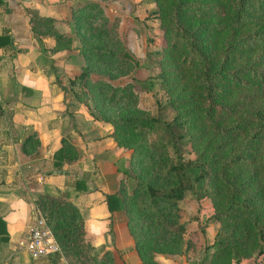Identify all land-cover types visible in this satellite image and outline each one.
Masks as SVG:
<instances>
[{
  "label": "trees",
  "instance_id": "obj_1",
  "mask_svg": "<svg viewBox=\"0 0 264 264\" xmlns=\"http://www.w3.org/2000/svg\"><path fill=\"white\" fill-rule=\"evenodd\" d=\"M2 2L0 0V4ZM168 2L169 10L164 21L166 43L176 67L183 72L180 81L175 82L178 73L170 78L174 87L179 88L183 81L188 85L185 101L169 102L175 109L171 119L135 114L109 120L96 113L91 102L97 106L93 100H96L94 93L98 84L88 79L86 71L71 80L70 88L74 98L84 102L94 119L114 126L119 143L118 136L123 132L133 138L155 134L158 138L155 143H140L138 154L166 153L160 172L152 179V176L138 178L135 188L136 202L139 195L147 200L151 210L149 218H155L154 228L160 230L159 237L148 242L136 239L139 237L129 227L142 264H160L154 254L167 247H161L164 237L172 238L173 231H176L161 224L169 222L177 202L197 186L213 198L215 221L223 225L244 219L246 228L240 233H221L214 241L212 253L214 257L228 254L229 261L239 264L241 247L249 236L258 238L264 246V220L255 209L258 193L251 190L252 184L261 187L264 184V167L258 175L250 166L256 157L263 155L259 152L264 142V0ZM25 11L31 15L30 28L41 42V31L37 26L51 21V17L41 15L34 7H26ZM52 33L57 43L70 42L58 30L54 29ZM12 43V36L6 28L0 34V47ZM64 46H58V49ZM124 55L128 56V53ZM156 76L161 78L162 84L169 78L164 71ZM193 127L195 133L191 131ZM209 133L221 135L224 139L213 144L207 140L200 145ZM61 143L53 154V167L58 171L65 162L73 164L78 159V150L69 138L62 137ZM187 152L192 156L185 158ZM136 161L141 163L142 157ZM84 179H76L74 189L84 190ZM104 198L110 212H128V199L120 191L105 194ZM35 206L44 216L69 264H115L109 250H96L86 236L85 219L67 192L40 193L35 198ZM1 225L4 220L0 217ZM141 226L144 225L141 223ZM178 230L180 238L182 227Z\"/></svg>",
  "mask_w": 264,
  "mask_h": 264
},
{
  "label": "rangeland",
  "instance_id": "obj_2",
  "mask_svg": "<svg viewBox=\"0 0 264 264\" xmlns=\"http://www.w3.org/2000/svg\"><path fill=\"white\" fill-rule=\"evenodd\" d=\"M71 1L72 4L67 8V12H62L60 15L40 13L51 17V21L37 26L41 31L39 34L41 42L37 41L35 31L30 28L31 15L26 12L29 29L40 51L39 66L51 76L53 83L63 88L65 92V98L68 100L66 112L77 135L82 134L86 128L90 130V126H85L86 123H93L96 126L91 131L93 139H108L112 142L109 145L110 149L119 151L116 165L120 168L121 177L117 190L128 199V212H120L121 215L111 220L109 229L114 237V244L117 242L118 245L128 246V242L131 241L136 251L130 226L136 237H139L136 239H145L148 242H153L160 233V230L156 231L154 228L155 218H149L151 210L147 206V200L141 199L139 195L136 202L137 179H149L150 176L152 179L160 172L166 153L163 151L150 156L138 154L140 143H155L154 141L158 139L155 134L133 138L123 132L118 136L121 141L119 143L115 138L114 126L110 122L94 119L84 102L74 98L70 82L81 72L86 71L88 79L98 84L94 93L96 100H93L94 105L97 102V106L94 107L91 102L93 110L109 120L135 114L171 119L175 109L169 105V102L185 101L188 85L183 81L179 88L174 87L170 78L171 75L178 73L175 82L180 81L179 76L183 75V72L176 67V61L170 55L171 50L166 43L164 21L169 10V2L168 0ZM54 29L68 37L70 42L57 43L52 33ZM47 30L51 32H45ZM62 45H65L64 48L58 49V46ZM125 52L128 56L124 55ZM162 71L169 75L165 84H162L161 78L156 76ZM74 89L78 90V87ZM6 115L7 120L10 121L11 116L9 113ZM96 129L102 131L101 136L96 135ZM191 131H195L194 127ZM223 139L221 135L214 136L209 133L200 145H204L207 140L208 143L213 144ZM184 149L188 148L184 147ZM261 152L263 155L256 157L254 165H250L251 170L256 171L258 175L264 167V142L260 146L259 153ZM168 154L171 156V151ZM191 156L189 152L184 154L185 158ZM139 157H142L141 163L136 161ZM251 190L258 193L255 209L264 220V184L262 187L252 184ZM134 200L135 202H132ZM214 213V200L205 194L202 187L197 186L195 190L186 192L177 202L169 222L161 224L176 231H173L172 238L164 237L161 247H167L155 252V260L160 264H235L229 261L228 254L212 256L215 249L213 244L225 231L242 232L246 228L244 219H238L234 224L222 225L221 222L215 221ZM141 223L144 226H141ZM176 227L178 229L182 227L183 233L180 238L177 236L179 230ZM241 256L239 264H264V246L261 240L249 236L241 247ZM113 260L116 264V259ZM139 261L142 264L140 258Z\"/></svg>",
  "mask_w": 264,
  "mask_h": 264
},
{
  "label": "crops",
  "instance_id": "obj_3",
  "mask_svg": "<svg viewBox=\"0 0 264 264\" xmlns=\"http://www.w3.org/2000/svg\"><path fill=\"white\" fill-rule=\"evenodd\" d=\"M71 4V0H3L0 4V34L8 28L13 40L11 46L0 47V217L4 220L0 264H69L62 252L32 259L25 247L36 196L59 192H67L79 208L86 236L96 248L109 250L116 264H140L131 241L128 246L114 244L109 229L110 221L121 215L110 212L104 198L116 192L120 182L119 151L110 149L108 139H93V123H86L90 130L77 135L66 112L65 92L39 66L40 51L29 29L26 7L56 16ZM96 130L101 136L102 131ZM62 137L76 145L79 157L58 171L53 154ZM82 177L84 190L74 189L76 179Z\"/></svg>",
  "mask_w": 264,
  "mask_h": 264
},
{
  "label": "built area",
  "instance_id": "obj_4",
  "mask_svg": "<svg viewBox=\"0 0 264 264\" xmlns=\"http://www.w3.org/2000/svg\"><path fill=\"white\" fill-rule=\"evenodd\" d=\"M32 225L25 242L26 250L32 259H39L61 252V248L48 226L44 216L36 208Z\"/></svg>",
  "mask_w": 264,
  "mask_h": 264
}]
</instances>
